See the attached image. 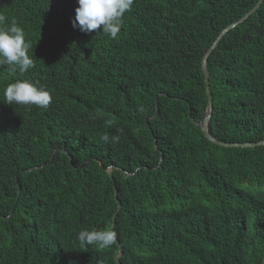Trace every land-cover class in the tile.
I'll return each instance as SVG.
<instances>
[{
    "label": "trees",
    "instance_id": "1",
    "mask_svg": "<svg viewBox=\"0 0 264 264\" xmlns=\"http://www.w3.org/2000/svg\"><path fill=\"white\" fill-rule=\"evenodd\" d=\"M255 2L134 0L112 38L73 27L77 0H0V27H22L34 59L0 65V264L261 263L264 146L219 147L194 124L203 56ZM208 71L210 134L264 140V0ZM18 80L52 102L6 104ZM104 229L112 246L80 245Z\"/></svg>",
    "mask_w": 264,
    "mask_h": 264
},
{
    "label": "clouds",
    "instance_id": "2",
    "mask_svg": "<svg viewBox=\"0 0 264 264\" xmlns=\"http://www.w3.org/2000/svg\"><path fill=\"white\" fill-rule=\"evenodd\" d=\"M73 27L81 32L90 33L103 26V32L116 38L121 31L122 18L130 11L134 0H77ZM0 17V22L4 21ZM30 43L26 41L25 31L12 21L7 27H0V65L14 66L21 73L34 67V59L29 55ZM3 96L6 104L37 106L47 108L52 102V94L43 86L31 81L23 80L8 84ZM107 140V136L103 137ZM117 234L114 230H82L78 240L82 247L98 244L100 248H108L116 242Z\"/></svg>",
    "mask_w": 264,
    "mask_h": 264
},
{
    "label": "water",
    "instance_id": "3",
    "mask_svg": "<svg viewBox=\"0 0 264 264\" xmlns=\"http://www.w3.org/2000/svg\"><path fill=\"white\" fill-rule=\"evenodd\" d=\"M261 2L263 0H256V2L253 4V6L245 12L239 19H237L235 22L231 23L229 26L225 27L217 37V39L214 41L212 46L208 49L206 54L203 56L202 62H201V68H202V74L204 78V83L206 87V95H207V106L204 111V114L201 118V121L199 123L194 122V124L202 131L204 137L210 141L212 144L219 146V147H234V148H255L259 146H264V140L256 142V143H250V144H226L223 142L218 141L216 138H214L210 134V120L212 116V110H213V104H212V95L210 92V74L208 71V59L211 55V53L215 50V48L218 46L220 40L224 37V34L231 28L235 27L239 23L243 22L250 14L255 12V10L260 6ZM191 115V112H190ZM149 122V118H147V123ZM264 263V258L261 261L260 264Z\"/></svg>",
    "mask_w": 264,
    "mask_h": 264
}]
</instances>
